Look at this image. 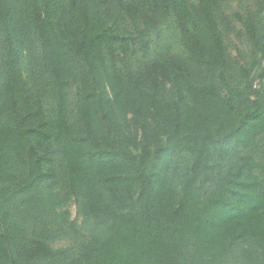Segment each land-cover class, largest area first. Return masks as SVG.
<instances>
[{
    "label": "trees",
    "instance_id": "obj_1",
    "mask_svg": "<svg viewBox=\"0 0 264 264\" xmlns=\"http://www.w3.org/2000/svg\"><path fill=\"white\" fill-rule=\"evenodd\" d=\"M24 1L0 0V264H224L247 241L264 264V159L240 154L264 133V93L240 107L215 80L231 61L220 0ZM122 11L151 30L173 13L186 62L161 47L147 61V33L111 22ZM247 27L264 76V22ZM62 178L90 234L78 254L19 225Z\"/></svg>",
    "mask_w": 264,
    "mask_h": 264
},
{
    "label": "rangeland",
    "instance_id": "obj_2",
    "mask_svg": "<svg viewBox=\"0 0 264 264\" xmlns=\"http://www.w3.org/2000/svg\"><path fill=\"white\" fill-rule=\"evenodd\" d=\"M199 0H194L198 2ZM24 3V0H19ZM28 3V1H27ZM220 28L224 34V40L230 53V64L227 69L220 74H216L215 80L219 85L221 92L231 96L240 107L251 104L258 96L264 93V76H260V68L263 65V59L260 51V39L254 41L251 38L247 27V20H252L255 24L257 35L261 34V27L264 22V10L261 0H220ZM25 7V5H23ZM112 23L119 30L130 31L135 34L139 41L141 30L147 33L145 39L151 40V56L147 61L155 56L157 49L161 47L163 52L172 56L179 63L183 64L187 60V49L180 37L181 27L173 13H165L158 17V23L154 29H148L142 18L129 16L125 11L115 12ZM137 25V27H136ZM37 45V43H35ZM35 47V45H34ZM36 54L40 52L39 45L35 49ZM29 45L24 44L21 48V64L24 69V75L28 79L30 86H33L35 76H40L38 67L33 59L27 56ZM1 61V55H0ZM146 61V62H147ZM132 69L137 70L135 61L128 62ZM254 65V68L251 67ZM33 75V77H32ZM32 77V79H31ZM76 85L72 86V99L74 102L76 95ZM253 88V91L251 90ZM161 90L165 93H171L169 83H163ZM73 111L75 110L72 106ZM228 153L234 152L230 147H226ZM240 154H251L259 160L264 159V133L247 148L242 149ZM234 156V155H233ZM233 156H230L233 158ZM218 164V165H217ZM223 164L225 162L223 161ZM219 168V163L215 159L211 169ZM40 213L42 217L35 222L36 215ZM83 215L77 204L76 197L69 192L67 180L60 179L54 187V197L46 202L42 210H35L29 221L21 223L20 229L28 234L30 239L35 238V231L40 230L44 236L49 238L47 243L54 249H67L70 254H78L81 246L90 240V234L83 226ZM37 227V229L35 228ZM65 232V235L55 237V233ZM50 232V233H49ZM241 248H246L251 255H248L247 264H263L262 249L252 242H241L233 246L224 259V264H243L247 262L240 253ZM240 253V254H239Z\"/></svg>",
    "mask_w": 264,
    "mask_h": 264
}]
</instances>
